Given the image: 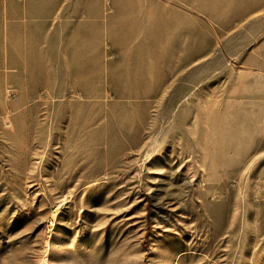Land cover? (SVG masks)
Here are the masks:
<instances>
[{
    "label": "rangeland",
    "instance_id": "rangeland-1",
    "mask_svg": "<svg viewBox=\"0 0 264 264\" xmlns=\"http://www.w3.org/2000/svg\"><path fill=\"white\" fill-rule=\"evenodd\" d=\"M143 1L0 0V264H264V0Z\"/></svg>",
    "mask_w": 264,
    "mask_h": 264
},
{
    "label": "crops",
    "instance_id": "crops-1",
    "mask_svg": "<svg viewBox=\"0 0 264 264\" xmlns=\"http://www.w3.org/2000/svg\"><path fill=\"white\" fill-rule=\"evenodd\" d=\"M30 1V0H29ZM33 1V0H32ZM172 0H168V2H171ZM36 2V1H35ZM16 4V2H15V0H7V12H8V14H10V15H14V14H16L17 13V11H18V9H17V6L15 5ZM40 4V3H39ZM142 5H141V7H142V10H143V16L145 17L144 19H145V21H155V22H159V21H163V19L162 18H160V17H163V15H161L162 14V12H164L166 9H168L167 8V6L166 5H156V7L158 8V10L159 11H157V12H160L161 14H156L155 16H152L151 15V17H149L150 15H149V11H150V7H151V5H149V3H148V1L147 0H145V1H143L142 3H141ZM28 5L29 4H27L26 6L28 7ZM172 6L173 5H175L174 3L173 4H171ZM85 6H87V5H84V6H82L81 7V10H79V9H75L74 8V10L73 11H71V10H69V11H67V10H65V11H67V12H75L76 14H81V13H85L86 11L84 10V7ZM27 7H25L26 9H27ZM69 7V6H68ZM255 7H257V4H253V5H248V6H242V11H241V13H243L244 14V12H248L249 10H251V9H253V8H255ZM71 8V7H70ZM40 9H43L44 11H46L45 9H46V7H42V5L40 4ZM50 10V9H49ZM48 10V11H49ZM97 14L99 13V6H97V10L95 11ZM153 17H155V20H153V19H151V20H148V18H153ZM188 20H190V18L188 17L187 18ZM192 20L193 21H195V16L194 15H192ZM211 21H217V20H215V19H213V20H211ZM68 32V34H66ZM85 31L84 30H80V29H71V30H59L58 31V33H59V36H73V37H82L83 36V33H84ZM48 34H50V32L48 33ZM50 36V35H49ZM71 77H74L73 75L71 76Z\"/></svg>",
    "mask_w": 264,
    "mask_h": 264
}]
</instances>
